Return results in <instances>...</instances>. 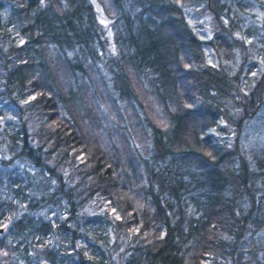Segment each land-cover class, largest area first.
<instances>
[{
    "label": "trees",
    "instance_id": "obj_1",
    "mask_svg": "<svg viewBox=\"0 0 264 264\" xmlns=\"http://www.w3.org/2000/svg\"><path fill=\"white\" fill-rule=\"evenodd\" d=\"M95 1L107 26L89 0H0V105L17 110L0 150L36 170L30 182L0 169V249L21 264L34 247L50 264H113V236L120 264H264V138L247 158L238 145L264 109L247 1ZM197 5L206 40L186 19ZM253 39L256 78V62L231 67Z\"/></svg>",
    "mask_w": 264,
    "mask_h": 264
},
{
    "label": "rangeland",
    "instance_id": "obj_2",
    "mask_svg": "<svg viewBox=\"0 0 264 264\" xmlns=\"http://www.w3.org/2000/svg\"><path fill=\"white\" fill-rule=\"evenodd\" d=\"M94 8L95 16L97 20L102 24L107 26L109 24V19L103 14L101 11V8L96 3L95 0H89ZM247 1V14L245 15V21L244 23L246 25H255L257 27H262V29H259L260 34V40L261 43L264 45V25L261 24V16L263 14V3L264 0H246ZM186 13V19L190 27L196 32V34L203 40H206L211 37L212 35V23L209 12L200 7V5L197 6H189L185 9ZM257 38V37H256ZM249 43L245 42L246 49L242 50L239 49L236 51L234 59L235 62L234 65L231 64V67H234L235 69L239 64L242 65V69L244 70L247 68V66L250 65L252 62H256V64L253 65V67L250 68L251 74H254L255 78L258 76L259 70L261 69V61L259 59V56L255 54V50L257 47L261 46L260 42L253 39V46L248 48ZM205 55L207 61L212 65H217V58L213 51L209 49L208 47L205 48ZM16 107L12 104L3 102L0 105V137H6L5 130L8 131L10 125H12L16 119ZM264 138V109L258 110V112L255 114L254 119L250 120L247 125L241 130L238 142H239V149L243 154H245V157L247 158V154H252V152H255L257 149H260V146L263 142ZM13 152V151H12ZM12 152H7L5 149L0 150V161H5V164L0 165V169H7V168H13L14 171L18 174H20L21 177H28L30 179V182L34 177H36V170L34 166L28 161L24 160L22 157H19L18 159H14L11 163L7 162L8 157L12 154ZM1 164V162H0ZM6 164H8L6 166ZM30 187V186H29ZM32 187V188H31ZM30 189L32 190V194L35 196L39 193V187H37L34 183H31ZM264 207V205H263ZM18 208V207H17ZM56 207L52 208L54 209L52 212L48 213L50 215L57 213ZM101 208V207H100ZM102 208L96 210L90 209L88 212L89 216L93 214H98L99 216H103L102 214ZM62 214V212L60 211ZM110 211L108 212V214ZM10 216V217H9ZM18 213L14 212L7 216L8 219H12L14 217H17ZM81 220V219H80ZM7 223L2 224V227L5 228ZM264 236V231L262 232V235ZM92 239V238H90ZM113 236H109V243L106 247L102 246L103 249H105V252L109 254V258L112 260L113 264H120V260L122 258L120 256L122 252L123 242L122 240L115 241L114 245H112ZM94 240V239H93ZM59 237L54 235L50 239V245L52 246V252L54 253V249L57 248ZM78 239L75 242V246L78 244ZM4 245L7 247L12 246V241L10 238H6ZM44 251L41 247H34V249L31 251V264L35 263L39 264L42 261H47L45 258H43ZM264 256V255H263ZM262 256V257H263ZM17 255L14 253V251H9L6 248L0 249V264H21V261L16 259ZM261 257V258H262ZM210 258H208L207 261ZM48 262V261H47ZM49 263V262H48ZM50 264V263H49Z\"/></svg>",
    "mask_w": 264,
    "mask_h": 264
},
{
    "label": "water",
    "instance_id": "obj_3",
    "mask_svg": "<svg viewBox=\"0 0 264 264\" xmlns=\"http://www.w3.org/2000/svg\"><path fill=\"white\" fill-rule=\"evenodd\" d=\"M4 231V228L0 226V234ZM39 264H49L47 261H42Z\"/></svg>",
    "mask_w": 264,
    "mask_h": 264
}]
</instances>
